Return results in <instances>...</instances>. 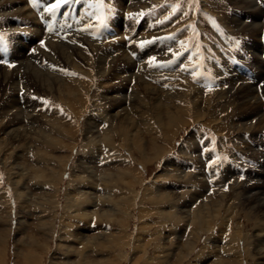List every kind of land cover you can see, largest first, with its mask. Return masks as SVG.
Here are the masks:
<instances>
[{"label": "rangeland", "instance_id": "1", "mask_svg": "<svg viewBox=\"0 0 264 264\" xmlns=\"http://www.w3.org/2000/svg\"><path fill=\"white\" fill-rule=\"evenodd\" d=\"M132 1L131 3L130 0V8H128L129 6L127 8L123 7L126 0H93V4L90 0H72L71 5L77 7L80 5V9H89L94 14V16H88L92 21L91 25L95 29L87 40L101 39L102 41H108L110 39L107 42L108 44L120 39L121 35H131L133 40H139L140 35H138V31L147 30L146 19L149 20L150 24H156L157 22L151 17L159 13V17L165 16V20L163 21L170 22V19L173 20V24L176 22V26L174 25L172 29L176 30L174 31L179 42L183 40L185 48L184 52L180 51L177 54L178 57L188 60L189 53L186 50L190 48L192 53L191 65L194 67V73L196 75L198 74V76H203L205 82L197 83L190 80L189 74L191 72L189 74L180 71H176L175 73L167 72V74L157 75L156 78L158 79L147 78L144 72L141 70L137 71V68H130V72H126L125 76H128V74L131 76L127 77V79L125 77V82L122 81L123 85L125 84L126 91L125 93L122 92L121 95H125V98L118 97L126 105H129L133 101L138 104L140 98L135 97L133 99L136 91H140V95H143L142 93L146 90L147 92L150 90V92H157L156 89H158L161 96L160 102L163 104V110H165L167 104L162 95L166 94L168 96L166 90L169 91L168 93L176 92L179 95V98L175 101L180 104L179 118H181L180 114H182L185 121H182L183 123L180 122L179 127L173 123L176 132L171 141L169 140V134L162 133V130L158 127L156 134L147 131L143 119L148 117V115L144 113L146 117L145 115L142 117L139 114L140 108H136L137 112L134 116L136 119V127H133V130L134 132L136 130L141 132L142 140L147 147V155H150V157L153 156L152 138H154V142L167 148L160 158L156 156L157 158H150L151 160L141 159L138 148L131 147V133H118L116 120H112L111 113H106L105 110L111 112L113 109V100L110 101V99L104 100L101 98L102 89L100 88L101 86H97L100 77H98V71L94 70V63L91 66L88 63H84V61L79 62L80 59L78 61L76 58L78 66L81 67L78 76H76L77 78L75 77L73 80L69 76L68 78L67 76L64 77V80L68 81L67 84L72 86L71 96L68 99L67 94H61V98H59L57 95L51 96L29 86L30 89H28L27 93L31 95H28L30 99L33 98L32 101L36 99L39 102L37 94L41 96L45 95L43 96L44 102H41L53 108L50 109L41 106L40 111H34L37 112L33 113L38 121V126L34 128L37 132L32 131L28 136L26 134L24 137H22L21 133H18L15 137H9L10 140L8 139L9 135L4 131L7 128L6 125H9V123L12 125L14 120L11 116L7 115L0 117V237H2V244H0V264H28L30 258L27 259L26 257L28 252L32 250L36 253V260L31 264H71L70 262H73L72 264H79L82 262L81 257L79 255H72L73 252L70 249L76 251L86 249L84 256H86V262H89V264H99V262L106 259L111 260V264H177V259L183 256L180 255L184 249L183 244L192 235L194 216L195 212H197L196 207H198L199 202H204V205H209L208 207L211 213L215 210L217 211L214 218H211L212 216L207 218L210 221L209 227L205 225L199 228L198 226L196 231L199 232L196 236L199 235L200 237L198 236L196 246L188 254V257L186 255L187 258H184V256L181 258L182 263L180 264H218L217 262H223L224 260H229V264H260L254 261L256 255L253 253L254 247L250 241L254 239L256 234L264 239V220L262 225H259L256 217H254L255 215H251L250 213V208H248L249 203L247 202V205L244 201L242 202L244 200L242 199V194L251 188L253 192L255 189H260L258 186H263L264 188V141L262 142L263 150L261 151L254 150V147L250 146L255 132H259L261 129L264 130V125L258 126V120L262 118L259 117L262 109L253 116V112L255 113L257 110L245 113V115L236 109L238 100H235L236 96L234 94L238 89H235V87L232 88L230 82L236 81L237 83L239 81L241 83V80H245L243 76L245 73L238 75V72L244 68L243 65L242 67L239 64L235 65L237 73L235 72L232 76L228 77V80H225L228 85L226 83L222 84L219 86L221 87L220 89H213L215 86H213L212 79L218 77L217 70L213 67L216 64L215 62H218L219 66L225 69V73H221L223 75L222 79L227 76L229 73L228 64L224 58L226 57L229 61L231 54L237 52L241 44V38L243 37H245L243 38L244 41L248 40L245 42V45L251 54V60L249 59V61L250 66H253L255 70L253 73L254 77H257L258 80L263 79V67H260L262 63L258 56L262 49L261 41H259L262 36L259 37L260 39L256 36L254 40L243 29L245 24L238 26L237 22L230 20L235 13V5L231 2L232 0H152L145 1L139 7L138 5H141V0ZM159 1H165L164 4L166 3L167 6L165 7ZM115 3L118 5L116 6ZM93 5H100L102 9H105L106 11H104L103 15L105 17L101 16L100 18L102 10H98L97 13L94 12L93 9L95 6ZM114 7L119 12L121 9L123 10V18L136 20L137 22L133 26H130L124 19L111 18V13L107 9L115 10ZM128 9H131L130 13ZM161 11L167 14L169 12V16L162 15ZM141 18H146L143 21L144 23L139 22ZM98 22H100V26L97 25ZM42 23L44 24V22ZM104 23L106 24L105 27L108 26L107 28L111 26L113 32V35L106 39L103 38L101 33V25ZM262 23H264V18L262 19ZM161 26L163 24L159 25V27ZM150 30L153 31V29ZM164 31H169V28ZM152 33L154 34L155 32ZM262 33H264V30H261ZM172 36L173 32H171ZM158 38V41H164L163 36ZM121 40L125 42L124 38H121ZM169 41H172V38L164 41L163 45H170ZM177 42L175 45H182ZM147 43H143L140 47H144ZM92 44L98 45L96 42H92ZM138 47V44L133 45L132 41L127 40L117 52L119 54L121 50L124 51L128 48L125 52L130 59L132 56H129L128 52L130 53V49H132L135 57L140 60L142 59L145 65L149 59L153 58L152 55L156 53H149L151 56L147 55L146 60L142 58L145 50L142 51ZM46 49L44 48V50ZM92 49L90 53L91 55H95V48ZM118 54L116 53L115 56ZM156 55H159V53ZM110 58L109 55L106 59L107 66L105 67L113 70V66L115 65H113V61V63L110 62ZM171 58V56L166 54V62L156 68L157 72L162 73V71L175 68L176 66ZM115 59V63L121 66L122 62L118 61L117 58ZM237 59L240 61V58ZM132 61L134 62L136 60ZM117 62L120 63L118 64ZM179 67L184 69L182 66ZM62 69L63 71H67V68L62 67ZM148 69L152 70V65ZM21 70L20 72H22ZM89 72H92L90 76ZM106 73L109 72L106 71ZM247 74H249V77L251 76L250 72H247ZM108 76L111 78V75ZM131 78H133V81H131ZM206 79L212 80L211 84ZM75 80L81 83L78 84V81L75 82ZM22 81H26V78L23 77ZM113 81L115 84L117 83V79ZM160 82L165 85L163 87L160 86ZM216 82L221 83V80ZM251 84L255 85L254 83ZM22 90H20L19 94L17 93V97H20L17 99L25 107L27 106V93H23ZM72 92L75 96H72ZM0 93H3L5 99L8 100L11 91H7L6 88L1 89L0 87ZM262 94L264 96V89H262ZM193 101H198L196 104L199 106H195L197 110L193 105ZM70 103L73 105L72 107ZM141 106H143V103H141ZM117 108L120 109V107ZM196 111L198 114H196ZM119 112L121 113L120 116L123 115V111ZM101 114L106 116L99 118L97 123V129L100 130L101 134L99 137H96L98 146L93 152V159H89L91 163L89 161L84 165L79 164L81 161L90 158L92 154H84L88 152L87 147L84 146V127L86 121L92 116L97 120V115ZM149 114L152 115L151 112ZM163 118L165 121V116ZM49 122H53L52 126L54 127H57V124L61 127H66L72 134L70 132L69 134H63L59 130L57 131L56 127L54 130H51V126H45ZM30 123L31 121L26 119L21 123V126L22 128H32ZM40 123L44 126L42 129L44 131L41 134L38 131ZM22 128L20 130H23ZM105 129L110 132V134L107 133L110 135V139L107 142L106 137L103 135ZM192 130L199 131L200 135L197 134L194 140H189V134H192V138L194 137V134L191 132ZM46 132H50L52 140H44L43 135ZM38 134L41 136H38ZM72 144L73 147L71 148ZM187 151L188 155H192L190 158L192 161L193 159L197 161L201 160L200 166H189L194 165L195 160L193 163L186 162L189 158L185 156ZM175 156L176 158H173ZM246 156H254L255 159L260 160L259 168L257 171H254L253 175L247 172V175L249 174L248 180L254 179L255 182L252 183L258 181L257 183L259 184L248 186L246 183L240 182L242 173L237 172L233 173L227 179H222L221 182L219 181L217 188H213L212 185L207 188L206 181L203 179L209 180L214 177L213 171L219 170L227 161L235 163L237 167L241 166L243 168L245 165L243 158ZM171 161L176 165L173 166L178 169L168 166L167 163ZM14 165L17 167H14ZM164 167L167 172L163 181L167 187L158 188L160 190V197L166 192L174 196L168 197L167 200H157L159 197L156 194L158 192V184H155L157 182L155 180L160 181L157 177ZM233 169L234 166H230L228 171ZM180 171H187V174L185 173V176H183V172L180 173ZM112 173L116 183L113 185L112 183L108 184L110 188L115 189L116 193L113 194L114 200L112 199V201H106L105 203L104 200L107 197L105 193L108 192L104 190L102 184L105 183L104 179L111 177L110 174ZM128 175L130 179L125 178ZM195 177L196 180L194 179ZM234 177H236V183L233 180L232 184L228 185L229 187L227 186L221 189L220 184L223 181ZM201 180L205 181L204 187H206V190L205 192H200L198 196L201 197L192 201L190 193L196 190L202 191L200 189ZM83 188L86 189L87 193H83ZM20 191H27L26 196L21 198L19 196L20 194H18ZM248 195L244 197L248 199ZM261 196V200H264V194ZM100 198H104V200L101 201ZM171 199L172 201L170 202ZM187 200L186 205H188V208L193 209L194 212H189L186 223L183 220L180 221L179 217H176L174 214V208L170 207L176 203L179 209L182 207V211L184 210L186 212L187 207L183 203L185 204ZM262 202H255V207L264 208ZM123 204L125 207L127 206L126 214L123 210L125 207H121ZM109 205L115 206L119 213L109 212L110 215L105 217L102 213L108 210ZM262 211L264 210L262 209ZM262 211L260 213H262L264 219V212ZM99 225L109 228L110 231H107L106 234L109 236V233H111V236H109L110 238L108 237L106 245L100 240L105 245V248H100L103 245L99 244L95 248H92L95 251L97 250L95 252L91 247H86L88 246L86 240L89 239L92 241L93 237L98 235L101 231V226ZM79 232L81 233L78 234ZM79 237H81L80 240L83 243H77V238L79 239ZM33 238H35L34 242L36 241L37 244L32 242ZM215 238L218 240L216 242L217 245L214 243ZM170 243L172 245L174 244L175 247H170V250H168L169 253L172 251L171 253L173 254L167 260L165 257V249L166 247L168 248ZM207 245L215 250L206 254L203 251ZM260 248L261 251H264V241L260 245ZM260 248L257 249L259 250ZM65 253L71 255L70 260L64 256ZM201 258L202 260L203 258L205 259L204 262H198ZM234 259H237V262H233Z\"/></svg>", "mask_w": 264, "mask_h": 264}, {"label": "bare ground", "instance_id": "2", "mask_svg": "<svg viewBox=\"0 0 264 264\" xmlns=\"http://www.w3.org/2000/svg\"><path fill=\"white\" fill-rule=\"evenodd\" d=\"M5 2H6V4H4ZM54 2H55V0H0V32H1L0 35L3 36V39H0V61H2V63L4 61V63H3L4 65L3 66L0 65V87H1V89L6 88L7 91H11L10 96L8 97V100L5 99V95L3 93H0V117L1 116L4 117L6 115L11 116V118L15 121V122L13 121L12 125H10V123H9V125H6L7 126L6 130H8V131H6L5 128L3 127V129L5 130L4 132L7 135H9L8 139H9V137H15V135L18 133H21L22 137H24L26 134L28 136L29 133L32 131L37 132V130H34V128H36L38 126V121L36 120V117L33 115V113H37L38 111H40L42 104H41L40 100L38 102L36 99L34 101H32L33 98L30 99V97L28 96L30 94L27 93L28 89L34 88L37 90H41L43 93L45 92V94H49L51 96L57 95L59 98H61L60 97L61 94H67V99H68V97L71 96L70 93H71V87L72 86L67 84L68 81L64 80V76L67 75L70 78H72L73 80L75 79L76 76H78L79 70L81 69V67L78 66L77 59H78V61L80 59L79 62L84 61V63H88V65H91V66L93 65V63L95 64L94 70L98 71V74H99L98 77H100V81L98 80L99 84L97 86L98 87L101 86L100 88L102 89L101 90L102 95H100V96L104 100H106V99H110V101L113 100V103L112 102L111 103L113 104L114 107L111 106L110 103H108V104H110L111 107H113L111 112H109L108 110H105V111L107 114L111 113L110 116L112 117V120H116L118 133H120V134H121V132L122 133L130 132L131 133V136H132L131 137V145H132L131 147L132 148L133 147L138 148V151L141 154V159L145 158V160H151L150 158H152V159L157 158V157L160 158L162 156V154L166 151V149H167L166 146H162V145L154 142V138H152L151 139V145H152L153 156L150 157V155H147V152H146L147 147L144 144V141L142 140V135L140 134L141 132L139 130H136L134 132V130H133V127L134 128L136 127V125H135L136 119L134 117L136 112H137L136 108H140L139 114L142 117H144L145 114L148 115V117H146V115H145L146 118H144V119L142 118L145 125H146L147 131H149L151 133L153 132L154 134H156V131L158 130V128H160L162 130V133H165L166 135L169 134V136H170L169 140L171 141L173 139V137L175 136V132H176L174 129L173 123L176 126H178L181 123H183L182 121H185L182 114H180L181 118H179V112H180L179 105L180 104L176 103L177 101H175L179 98L178 97L179 95L176 92L168 93L169 91L166 90V93L168 96H166V94L162 95L165 99V103L167 104L165 106V110H163L164 109L162 106L163 104L160 102L161 96H160V92L158 91V89H156L157 92H153V91L150 92L151 90L149 92H147V90H146L145 92L142 93L143 95H140V91H136L134 89L137 93L136 92H135V94L133 93L134 94L133 99L135 97L140 98L138 100L139 101L138 104L134 103V101H133V102H130L129 105H126V104H124V101L118 99V97L121 96L122 98L123 97L125 98V95L124 96L121 95L122 92L125 93V91H126L125 90V84L123 85L122 81L125 82V77L127 79V77L131 76V75L129 76V74H128V76H125L126 72L127 71L130 72V68H133V69L137 68L136 69L137 71L141 70V71L145 72L147 70L145 69L144 66H147V68H148L150 65H152V68H153L152 70L156 72L157 71L156 68L159 67V65L166 62L165 58H166L167 53H165V54L163 53L164 48H162V47H165L167 45H163L164 44L163 40L158 41L159 40L158 37L157 38L153 37V40L151 38H149V39L148 38H142V39L140 38L139 40L138 39L133 40L131 35L130 36L121 35L120 39H118L116 41H112V43H109V44L107 43V44H103V45H94L91 43V41L87 40V38H89L91 36V34L93 33V31L95 29L91 25L92 21L90 20V18L88 16H94V14H92L89 9L88 10L87 9L84 10V8L80 9L79 8L80 5L78 7L75 5H71L72 2L67 3L65 5H62L61 8L57 9L54 13L46 11V9L48 7H50L51 4ZM231 2H233L235 5V13H234L233 17L231 16L232 18H230V20L233 22H237L238 26H240L241 24H245L243 29H245L246 33H248V35L250 37L254 38V40H255L256 36H258L257 38L264 36V35H262L263 33L261 34V30L263 31V29H264V27H263L264 23H262V19L264 18V14H263L264 7L260 8L257 5L256 0H232ZM70 5H71V7H69ZM117 5L118 4H116V6ZM103 17H105V16H103ZM244 20H246L247 22L246 21L244 22ZM103 21H105V20H103ZM42 22H44V24ZM98 23H100V22H98ZM142 23H144V22L142 21ZM101 26H102L101 27V33H102L104 39L113 35L111 26H110V28H107L108 26L105 27L106 26L105 23L102 24ZM77 32L81 34L80 39L76 38L74 36V33H77ZM68 33H70V34L68 35ZM41 38H43L45 40V44L43 46H40V43H39ZM51 38H53V39L58 38V41L54 39L55 41L53 42ZM114 38H115V36H114ZM121 38H124L125 42L127 40L132 41L133 45L138 44L139 47L142 46L143 43L148 42L144 47H142V48L138 47L142 51L145 50V53L142 57L143 59H146L148 57L147 55H150L151 53L153 54L154 52H159V55H156V54L152 55L153 57L155 56V60L152 61V59H149L147 61V64H145V65H144V63H143V65L142 64H140V65L134 64V62L131 60V58L129 59V57L127 56V53L125 52V51H127L128 48L125 49L124 51L121 50L118 55L113 56L111 53L113 51H119L120 50L119 48L123 47V44L125 43L124 40L123 41L121 40ZM243 38H245V37H243ZM157 41H158V43H157ZM176 41L177 40H172V41H169V43L171 44L173 42V44H176ZM177 43H179V42H177ZM29 47H31L30 49L35 50L34 55H31L29 52L27 53V50ZM44 48H47V49L44 50ZM92 48H95V55H91V53H90V51L93 50ZM135 52H136V50H135ZM109 55L111 57L110 62L113 61L114 62L113 65L116 66V67L113 66V70L105 67V66H107L106 65L107 64L106 59ZM115 58H117L118 61L122 62L121 66H119L115 63V61H114V60H116ZM11 61H16L17 62L16 65L11 66L9 68H6V64L8 62H11ZM177 62L178 61L175 60L174 65L177 64ZM140 66H141V68H139ZM175 66H177V65H175ZM257 66H259V65H257ZM62 67L67 68V71H63ZM260 67H262V66H260ZM21 68H22V70H21ZM183 68L185 69V67H183ZM19 69L22 72H20ZM106 71L109 73H106ZM91 73L89 72V76ZM96 74H97V72H96ZM107 75H111V78H110V76L107 77ZM260 75H262V74H260ZM243 76L245 77V75H243ZM263 76H264V74H263ZM23 77L26 78V81H24V82L22 81ZM115 79H117L116 84L113 81ZM79 80H81V79H79ZM232 80H234V79H232ZM77 81L78 80H75V82H77ZM77 83L80 84L81 82L78 81ZM90 83H91V81H90ZM230 83H231L232 88L235 87V89H238L235 91V94H234L236 96L235 100H238V104H237V108H236L237 110L242 112V114L257 110L255 113L253 112L252 116L257 114V112H260V110L262 109L263 103L257 97L256 89H255L254 85H252L251 83L250 84L244 83L242 80H241V83L237 82L238 84L236 83V81L235 82L231 81ZM126 85H128V84H126ZM29 86H31V87L29 88ZM122 86H124V87H122ZM106 87H108V88H106ZM140 88H141V86H140ZM21 89H23L22 90L23 93H27V98H26L27 99L26 100L27 106H25V107H24V105L22 106L23 103H20L17 99V98H20V97H17V95L19 94ZM262 89H264V86ZM81 91H82V89H81ZM72 96H75V94L73 92H72ZM68 101H70V100H68ZM65 102H67V101H65ZM141 103H143V106H141ZM196 103H198V101H193L194 107L199 106ZM68 104H69V102H68ZM72 106L73 105L71 104V107ZM110 106L108 105V107H110ZM117 107H120V109H118ZM118 110L123 111V115L120 116L121 113ZM196 110H197V108H196ZM34 111H37V112H34ZM148 111L151 112L152 115H150ZM196 114H198L197 111H196ZM105 116L106 115L101 114V115H97V120H95L94 116L87 119L86 125L84 127V135H85V141H84L85 145L84 146L87 147L88 152L84 153V154H89V153H92V154L90 155V158L85 159V161H81V163H79V164L84 165L86 162L90 161L89 159H93V152H94L95 148L98 146V140L96 137H99V135L101 134L100 130L97 129V123H98L99 118H102ZM163 116H165V121H164ZM151 117H152V119H151ZM259 117H262V118H260V119L258 118L259 119L258 120V122H259L258 126L264 125V116L261 114ZM11 118H9V119H11ZM26 119H29L31 121L30 125L32 128H22L21 123ZM10 121H12V120H10ZM237 121H238V119H237ZM244 121H245V119H244ZM163 123H165V125H163ZM52 124H53V122L52 123L49 122V124H47L45 126L48 127V125H49V126H51V130H54V128L56 126L54 127V126H52ZM248 125H249V123H248ZM60 127L61 126L59 124H57L56 130L57 131L59 130V132H61L63 134H69V132H70L69 129H67L66 127H61V128ZM20 128H22L23 130H20ZM43 128H44V126H42V124L40 123L39 129H38L40 134L43 133V131H44V130H42ZM105 130H107V129H105ZM105 130H104L103 135L106 137V142H107V140L110 139V135H108L107 133L110 134V132H108V130L107 131H105ZM50 132H46L43 135L45 141L46 140H52L50 137ZM73 132L75 133V131H73ZM70 133L72 134V132H70ZM40 134H38V136ZM188 139L189 140L192 139V134L188 135ZM73 144H72L71 148L73 147ZM89 163H91V161ZM167 164H168V166H172V167H174L173 165H175V163H172V161L170 163H167ZM14 167H17V166L14 165ZM174 168L178 169L176 167H174ZM168 170H170V169H168ZM166 172H167V170H165V167H164L160 171V174H158L159 176L157 177L160 179V181L157 179L155 180V181H157V182H155V184H158L157 185V191L158 192L156 194L159 197L157 198V200H164V199L167 200L168 197L174 196V195H172V194L170 195L169 193L166 192L163 196L160 197V190L158 188L167 187V185L163 181L165 176H166ZM181 172H183V171H180V173ZM168 173H169V171H168ZM185 173L187 174V171L183 172V176H185ZM112 175H113V173L110 174L111 177H109V179H104L105 183L102 184L104 187V190L108 192V193H105L107 195L105 200H104V198H102V199L100 198V200L101 201L104 200L105 203H106V201L107 202L112 201L113 194L116 193L115 189H112V187L111 188L109 187V184L112 183V185H113L116 183L114 181V177ZM195 175H193V176H195ZM81 178H83V177H81ZM125 178L130 179V176L128 175V177L126 176ZM194 179L196 180V177ZM261 179H262V177H261ZM112 180H113V182H111ZM188 180H190V179H188ZM15 181H17V180H15ZM129 181L131 182V180H129ZM191 181H188V182H191ZM257 182L252 183V184L246 183V185L250 186V185H254V184L255 185L259 184ZM14 184H16V183H14ZM204 185H205L204 181L201 180L200 181V187H201L200 189H202V191L196 190V191L190 193V197H191L192 201H194L198 197H201V196H198L200 194V192H205L206 187H204ZM259 187H260V189H255L254 192L251 190L252 188L250 190H246V192H244L242 194V199H244V200H242V202L244 201L246 204H247V202L249 203L248 208H250L251 215H255L254 217H256V221L259 223V225H262L264 219H263L262 213H260V211H262V209L264 210V208H261V207L259 208L258 206L255 207V202H257V201L258 202L263 201L262 204L264 205V200H261V197H262L261 195L264 194V188H263V186H258V188ZM74 189H77V188H74ZM83 189H84L83 193H87L86 189L85 188H83ZM26 192L27 191H24V192L20 191L18 194H20L19 196L22 198L23 196H26ZM246 195L249 196L248 199H246L244 197ZM103 197H104V195H103ZM250 197H252V198H250ZM172 199H174V198H172ZM172 199L170 200V202L172 201ZM170 202H168V203H170ZM187 202H188V200L185 201V204L183 203V205H185V207H187V209L185 210L186 212H184V210L182 211V209H181L182 207L180 208L181 209L180 210L179 207H177L176 203L172 206L170 205L171 207L169 206L170 208H174V212H175L174 214L176 215V217H179L180 221L183 220L186 223H187V220L189 217V212L190 213L194 212L193 209L188 208V205H186ZM204 204H205L204 202H199L198 207H196L197 212H195V216H194L195 219H194V227H193V230L191 232L192 235H191V237H189L190 239L187 238L188 240L185 241V243L183 244L184 249L180 253V255H183L184 258L186 257V255L188 257V254H190L191 250L196 246V242H197V239L199 236V235L196 236V234H198V232H199V231L198 232L196 231L198 229V226H199V228H202L205 225L207 227H209L210 221L207 218H209L211 216H212L211 218H214V216L216 214L217 210H215L211 213L209 211V207H208L209 205H204ZM121 207H125V205L123 204ZM126 209H127V206L123 209L125 211L124 212L125 214L127 213ZM177 209H179V210H177ZM108 210H106L105 212L102 213L103 215H105V217H108L110 215L109 212L119 213V211L116 209V207L112 206V205L111 206L109 205ZM182 212H184V213H182ZM262 212H264V211H262ZM169 214H170V212H169ZM218 215H219V213H218ZM99 226H101V225H99ZM106 228L107 227H105V226H101V228H100L101 231L98 233L97 236L93 237L92 241L87 239L86 242H87L88 246H86V247H91V249H92L93 247L95 248L96 246L101 244L103 246L102 247L100 246V248H105V245L107 244L106 241L108 240V237L111 236V233H109V236H108V234H106L107 231H110L109 228H107L108 230ZM65 232H67V231H65ZM80 233L81 232H79L78 234H80ZM138 237H140V236H138ZM34 239L35 238H33L32 242H34ZM80 239H81V237H79V239L77 238V241H78L77 243H83V242H81ZM216 239L217 238H215V240H214L215 245H217L216 242L218 241ZM100 240L105 245L102 244L100 242ZM251 241H250V243H252L251 245H253V247H254L253 253L256 255V258H254V261H256L257 263H260V264H264V251H261V248H260V245H262V243L264 241L263 237L257 236V234H256L254 239H251ZM113 242H115V241H113ZM0 244H2V237H0ZM34 244H37V242L35 241ZM40 245H42V244H40ZM86 247H83V248H86ZM170 247L174 248L175 246H174V244L172 245L170 243L168 245V248L166 247V249H165L166 256L165 255L164 256L167 258V260L169 259V256L173 254V253H171L172 251L170 253L168 252V250H170ZM205 247L206 248L204 249L203 252H205L206 254H208V252L211 253L212 251L215 250L213 248H212L213 249L212 250L211 246L208 247V245ZM0 248H1V246H0ZM214 248H215V246H214ZM257 248H260V249L258 250ZM70 250H72V252H73L72 255H74V256L79 255L81 257L80 259H82V262H80L79 264H82V263L89 264V262H86L87 261L86 256H84L86 249H81L78 251L73 250V249H70ZM37 251H39V250H37ZM93 251H95V250H93ZM233 252H234V250H233ZM35 255H36V253L33 250L28 252L27 257H26L27 259L30 258L29 259L30 261L29 262L27 261L28 264L34 263V261L36 260ZM64 256H66L67 259L70 260L71 255H69L68 253H65ZM183 256H180V259H177L178 260L177 264L182 263L181 258ZM183 260H186V259H183ZM204 260H205L204 258H203V260L201 258L200 261H198V262H204ZM236 260L234 259L233 262H237ZM228 262H229V260H224L223 262L219 261L217 263L218 264H229ZM70 263L72 264L73 262H70ZM99 264H111V260L106 259L102 262H99Z\"/></svg>", "mask_w": 264, "mask_h": 264}, {"label": "snow or ice", "instance_id": "3", "mask_svg": "<svg viewBox=\"0 0 264 264\" xmlns=\"http://www.w3.org/2000/svg\"><path fill=\"white\" fill-rule=\"evenodd\" d=\"M70 2H72V0H55V2L52 3L51 6L46 9V11L54 13L57 9L61 8L62 5H65ZM0 39H3V36H0ZM154 60L155 57L152 58V61Z\"/></svg>", "mask_w": 264, "mask_h": 264}]
</instances>
